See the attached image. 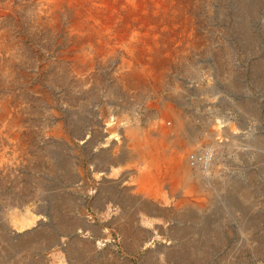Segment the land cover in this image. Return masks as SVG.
I'll return each mask as SVG.
<instances>
[{
	"label": "rangeland",
	"instance_id": "374dc122",
	"mask_svg": "<svg viewBox=\"0 0 264 264\" xmlns=\"http://www.w3.org/2000/svg\"><path fill=\"white\" fill-rule=\"evenodd\" d=\"M244 1L178 0L180 13L190 21L200 51L190 53L172 67L168 89L182 79L195 82L198 75L206 78L209 71L226 79L231 77L242 95L256 93L253 106L259 113L264 140V31L254 21L249 32L242 27ZM263 10L264 3L254 12L255 19L264 15ZM34 20L33 6L25 4L0 27L7 31L5 46L12 51L11 55L0 52V264H264V173L254 169L256 164L251 170H255L254 185L261 192L253 199H246L245 193L238 198L232 186L222 187L224 197L214 199L207 211L214 217L211 222L180 223L177 226L181 225L185 233L182 237L170 232L161 234L163 238L145 236L135 230L134 224L126 226L129 230L112 224L116 219H127V208L123 206L129 204V198L125 197L127 201H121L119 207L118 198L113 201L111 192L101 186L104 179L94 178L90 160L107 146L105 128L98 134L103 138L95 141L97 133L87 120L89 113L81 110L79 123L73 110L88 105L97 111L101 104L96 99L111 95L132 118L139 116L148 123L156 113L145 110L147 93L115 88L113 65L99 67L90 85L82 83L62 57L66 41L49 39L34 27ZM168 89L163 88L162 94L171 91ZM3 104L9 107V113L3 112ZM234 114L239 115L237 110ZM60 121L63 134L70 140L52 135ZM15 133H20L19 140ZM109 147L106 152L112 145ZM119 190L123 196L125 184ZM101 191L107 205L93 210L90 203ZM108 205L112 207L109 212ZM245 207L252 217L259 218L257 223L243 225L240 209L244 211ZM86 211L90 216L83 215ZM233 213L235 219L231 220ZM86 217L94 226L112 230L113 240L99 246L100 240L87 237L82 229ZM172 221H179V217H172ZM195 231L206 233L198 235Z\"/></svg>",
	"mask_w": 264,
	"mask_h": 264
},
{
	"label": "bare ground",
	"instance_id": "6f19581e",
	"mask_svg": "<svg viewBox=\"0 0 264 264\" xmlns=\"http://www.w3.org/2000/svg\"><path fill=\"white\" fill-rule=\"evenodd\" d=\"M176 2L178 0H0V27L21 5L33 6L34 27L43 31L49 39L54 37L66 41L62 57L82 83L90 85L99 67L113 65L115 88L128 93L141 91L148 94L145 110L156 113L152 115L154 119H148V123L139 116L130 117L123 105L114 99L115 96L110 98L111 95L103 100L96 99L101 104L97 111L87 103V106L73 110L77 116L83 109L89 113L87 120L92 124L94 134L97 133L95 141L101 128H105V141H108L105 149L111 145L112 148L110 152L104 149L100 155L95 153L90 163L94 178L104 179L101 186L111 192V196L119 183L113 179L111 162L117 156L115 154L123 150L125 175L130 180L127 185L125 183L122 198H130V203L123 207L127 208L125 222L116 219L112 224L124 228L134 224L135 230L145 236L162 237L161 234L170 232L172 236L182 237L185 233L181 225L177 226L180 223L209 224L214 217L207 211L214 199L224 197L222 187L232 186L238 198L245 193L246 199L248 196L253 199L261 191L254 185L256 173L251 170L252 164H256V171L264 173V140L261 138L259 113L253 106L257 100L255 92L244 96L236 89L231 77L214 76L210 71L206 78L198 75L195 82L182 79L168 89L172 67L200 49L190 21L182 16L181 4L177 6ZM263 3L264 0L244 1L240 22L245 31L249 32L252 21L264 31V15L255 19L254 14ZM7 36V31L0 28V52L11 55L12 51L5 46ZM163 88L171 91L163 95ZM235 110L238 116L234 114ZM3 112H10L6 104H3ZM77 120L79 123L82 121L81 115ZM62 126L60 121L59 129H54L52 135L70 140L63 134ZM15 138L19 140L20 133H15ZM87 185L90 188V184ZM166 186L171 190V203L170 198L164 199L169 197V194L165 196ZM104 195L101 191L94 202L91 201L93 210L105 208ZM113 196L112 199L116 200ZM177 197L178 201L172 202ZM238 198L236 201H239ZM110 208L108 205V212ZM237 211L239 213V209ZM240 212L243 214V225L259 220L257 216L252 217L246 207ZM235 213L230 215L231 220L235 219ZM84 214L90 216L87 211ZM176 216L179 221H172V217ZM90 220L86 217L82 226L87 237L100 240L99 246L110 243L113 231L103 225L96 227ZM27 222L25 224H30ZM195 233L204 235L206 232Z\"/></svg>",
	"mask_w": 264,
	"mask_h": 264
},
{
	"label": "crops",
	"instance_id": "0c3cea01",
	"mask_svg": "<svg viewBox=\"0 0 264 264\" xmlns=\"http://www.w3.org/2000/svg\"><path fill=\"white\" fill-rule=\"evenodd\" d=\"M175 145H177V142L175 143ZM120 155H119V154ZM118 153H116L115 154V159H113L112 160V162H111V171L113 172V179H115L117 182H119V183H117V187H116V189H114L113 191V194H112V196L113 195H115V196H113V198H116V196H118L117 198H118V200H117V202L118 203H120L121 201H124V202H126L127 200L125 199V198H122L123 196H119L120 195V190L118 189V188H120V186L121 185H124L125 183H127V182H129L128 180H130V178H129V176L128 175H125L126 174V171H125V168H126V162H125V155H124V152H123V150H120ZM120 157V158H119ZM116 158H117V160H116ZM120 160V161H119ZM122 162V163H121ZM118 165V166H117ZM125 165V166H124ZM113 167V168H112ZM114 167H116V168H114ZM110 168H109V172H110ZM121 168V169H120ZM115 169H117V170H115ZM172 173V172H171ZM121 175V176H119V175ZM115 176V177H114ZM127 176V177H126ZM124 181V182H121V181ZM118 190V191H117ZM164 191H166L165 193L167 194V196H168V194L170 193L171 194V190H169V188H167V186L164 188ZM170 194H169V197L168 198H170L169 199V201H171V196H170ZM120 197V198H119ZM114 201H116L115 199H113ZM172 201H178V197L176 198V199H174V200H172ZM128 203H130V198H129V200L127 201ZM119 207H120V204L118 205ZM124 207V206H123Z\"/></svg>",
	"mask_w": 264,
	"mask_h": 264
}]
</instances>
